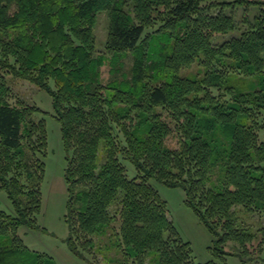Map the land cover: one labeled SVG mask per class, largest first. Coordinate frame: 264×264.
<instances>
[{
    "label": "trees",
    "instance_id": "obj_1",
    "mask_svg": "<svg viewBox=\"0 0 264 264\" xmlns=\"http://www.w3.org/2000/svg\"><path fill=\"white\" fill-rule=\"evenodd\" d=\"M14 79L51 96L74 253L101 264L110 232L114 264H264V0H0V264H55L19 234L39 227L48 141ZM152 180L184 190L215 259L195 261Z\"/></svg>",
    "mask_w": 264,
    "mask_h": 264
},
{
    "label": "rangeland",
    "instance_id": "obj_2",
    "mask_svg": "<svg viewBox=\"0 0 264 264\" xmlns=\"http://www.w3.org/2000/svg\"><path fill=\"white\" fill-rule=\"evenodd\" d=\"M256 9V7H253ZM252 10V9H251ZM254 10V9H253ZM257 10V9H256ZM228 13H234L236 19L241 21L243 13L242 6L235 7ZM252 14V11H251ZM108 17L105 11L98 14L95 25L96 49L101 52L107 35ZM225 36L217 37L216 41H221ZM109 64L103 67V81L109 78ZM196 66H191L183 70V73L195 72ZM13 90L26 102L35 104L41 111L36 112V119L43 118L46 122L47 130V155L45 157V174L41 183L42 207L38 216V225L36 229L25 230L20 228V236L23 242L36 252H44L53 258L55 264H89L83 257L74 253L68 245L69 228L65 222L66 202H67V185L64 179V168L66 165L65 152L63 149L60 133V125L52 116V99L44 90L39 89L28 81L14 79L9 81ZM174 139L169 140V145L173 146ZM154 188L160 196L166 200L168 205V218L174 225L178 235L183 241H187L192 249L195 261L206 262L215 259L212 248L214 243L206 227L201 223L193 210L188 207L185 200L184 190L179 187H168L163 183L152 180ZM0 208L9 211L10 201L6 193L0 190ZM240 218L244 223L258 225L259 217H253L240 212ZM98 245L101 251L96 250L97 260L101 264H114L119 259V252L115 248L113 241L115 237L108 232L107 235L98 237ZM96 243V244H97ZM97 245V246H98ZM231 243L226 245L225 250L232 249ZM222 264H241L234 255L226 256ZM250 264V263H248ZM255 264V263H251Z\"/></svg>",
    "mask_w": 264,
    "mask_h": 264
},
{
    "label": "crops",
    "instance_id": "obj_3",
    "mask_svg": "<svg viewBox=\"0 0 264 264\" xmlns=\"http://www.w3.org/2000/svg\"><path fill=\"white\" fill-rule=\"evenodd\" d=\"M251 264V263H250Z\"/></svg>",
    "mask_w": 264,
    "mask_h": 264
}]
</instances>
